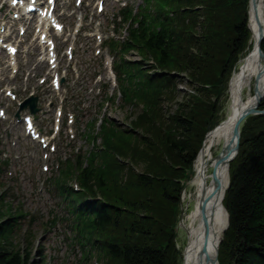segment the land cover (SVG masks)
<instances>
[{"label": "trees", "instance_id": "trees-1", "mask_svg": "<svg viewBox=\"0 0 264 264\" xmlns=\"http://www.w3.org/2000/svg\"><path fill=\"white\" fill-rule=\"evenodd\" d=\"M247 5L248 0H156L157 9H170L160 11L163 18L156 22L162 27L137 28L144 53L165 72L153 75L142 99L145 106L135 120L139 131L105 136L111 158L93 179L115 204L96 211L102 264H181L175 247L180 180L205 130L216 123L220 97L246 45ZM174 71L187 73L193 92L165 116L164 98L171 102L178 94L171 87L178 80ZM224 205L229 227L219 247L220 264H264L263 115L250 116L242 127ZM3 234L0 227V264H20Z\"/></svg>", "mask_w": 264, "mask_h": 264}, {"label": "bare ground", "instance_id": "bare-ground-1", "mask_svg": "<svg viewBox=\"0 0 264 264\" xmlns=\"http://www.w3.org/2000/svg\"><path fill=\"white\" fill-rule=\"evenodd\" d=\"M249 28V45L229 80L226 116L207 134L183 194L186 207L179 226L185 232V264H206L205 218L210 226L206 238L209 241V256L213 255L226 226L227 212L223 200L229 181V162L221 159L231 148L236 118L264 90V61L257 50L260 29L264 30V0H251Z\"/></svg>", "mask_w": 264, "mask_h": 264}, {"label": "rangeland", "instance_id": "rangeland-1", "mask_svg": "<svg viewBox=\"0 0 264 264\" xmlns=\"http://www.w3.org/2000/svg\"><path fill=\"white\" fill-rule=\"evenodd\" d=\"M133 5L136 7L138 2H140L139 0H130ZM107 8L109 9V7L111 5H109L110 3L107 2ZM118 10V5L114 4L111 8H110V12L105 15V25H104V29L106 31H109L110 29V24H109V20L112 17V13L117 12ZM103 15L104 14H98V19H103ZM116 15V14H114ZM109 18V19H108ZM122 31V29H121ZM133 56L135 58H137V55ZM176 77L178 78L177 82H173L171 83V87L172 88H176L174 89L176 92H178L177 96H175L174 101L172 100L171 102H169L168 100H166V98H164V102L163 105L165 108H168V110L165 112V116L168 114H173L176 111V104L180 101H182L183 99H186L188 96V93H190L192 91V87H190V85L187 83L188 77H187V73L186 72H173ZM196 86L200 85L197 83ZM227 86V85H226ZM222 101H221V108L217 113V120L216 122L221 121L225 116H226V112H227V104L229 101L228 98V91H224V95L221 97ZM213 100V98H212ZM138 106L142 107V104H137ZM135 110V114L132 115V117H136L138 114L141 113L140 108L138 109V113H137V109L136 107L132 108L131 105H127L124 108H120V106L117 109H113L111 110L110 108H108V112L115 118L117 119L119 122L124 121V122H129L131 120V115H130V111ZM76 116L78 117V119L80 120L81 124H85L88 120H91L92 118L96 117V115L98 114V112H96L94 114V116L92 115L91 112H84L82 111L80 108H77L76 111ZM126 116H129V118H126ZM134 118L132 120H134ZM122 124V123H119ZM207 133V131H205V134ZM83 140V139H82ZM26 160L34 165V162L37 163L35 160H31L29 157H26ZM194 162V161H193ZM193 167V165H192ZM139 168H141L139 166ZM193 171V170H192ZM39 172V168L37 173ZM193 174V173H192ZM124 176V175H122ZM18 186H23L27 196L30 197L28 199L25 200V204L29 207L34 208V206L36 207H40L42 210H44V206H43V200H40V196L41 199H46L48 204L53 203V200L51 198V196L48 193H42L40 196H37L36 194H32V188L30 187L29 183L25 180L20 179L18 181ZM186 189V187H185ZM185 189H183V191L181 192L182 197L184 192L186 191ZM188 190V189H187ZM38 197V202H35V204L32 202V198H37ZM36 200V199H35ZM185 202L184 200L179 201V219L183 216L184 212H185ZM57 213H59V210L56 209L55 210ZM44 216L46 215V212L43 213ZM180 222V221H179ZM179 222L178 225L176 226V232H177V244L175 245L176 249L180 252V258L181 256V252L183 251L184 248V243H185V232L182 230L181 231V227H179ZM35 232H36V238L35 239V244L37 245L38 242L40 241V236L43 237L44 231L41 228H35ZM14 237H16V235L13 234ZM44 250L45 251H51L55 256L54 259H51L50 262L48 264H79V260L81 259V254L78 251V249H73L71 247H67L63 241V236L61 234V237L58 239V237L56 236V230H54L53 232H50L47 235V239L45 241V245H44ZM99 255L96 254L92 257L89 258V260L87 261V264H102V262L99 261ZM33 258L36 259V257L33 255Z\"/></svg>", "mask_w": 264, "mask_h": 264}, {"label": "water", "instance_id": "water-1", "mask_svg": "<svg viewBox=\"0 0 264 264\" xmlns=\"http://www.w3.org/2000/svg\"><path fill=\"white\" fill-rule=\"evenodd\" d=\"M264 39V32L261 33L260 35V39L258 42V51L260 53L261 58L264 60V53L261 49V44L262 41ZM263 94H261L260 96L257 97V99L255 100V103L252 105H248L245 108H243V110L241 111V113L238 115V117L235 120V124H234V133H233V140L231 143V148L228 151L226 157L222 158L221 161H226L229 162L232 158V156L237 152L238 150V146H239V138H240V125L243 122V120L252 114H264V109H260V102L262 100ZM205 230H204V244H205V253H206V264H218V258H217V252H218V244L220 241L217 242L216 247L214 249L213 255L209 256L208 251H209V241H207V235L210 231V226H209V222L208 219L205 218ZM207 250V251H206ZM182 264H185V256L183 255V260H182Z\"/></svg>", "mask_w": 264, "mask_h": 264}, {"label": "snow or ice", "instance_id": "snow-or-ice-1", "mask_svg": "<svg viewBox=\"0 0 264 264\" xmlns=\"http://www.w3.org/2000/svg\"><path fill=\"white\" fill-rule=\"evenodd\" d=\"M13 2H15V0H13Z\"/></svg>", "mask_w": 264, "mask_h": 264}]
</instances>
